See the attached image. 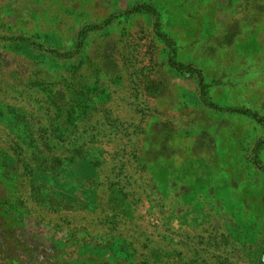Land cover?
Returning a JSON list of instances; mask_svg holds the SVG:
<instances>
[{"label":"rangeland","instance_id":"obj_1","mask_svg":"<svg viewBox=\"0 0 264 264\" xmlns=\"http://www.w3.org/2000/svg\"><path fill=\"white\" fill-rule=\"evenodd\" d=\"M0 264H264V0H0Z\"/></svg>","mask_w":264,"mask_h":264},{"label":"trees","instance_id":"obj_2","mask_svg":"<svg viewBox=\"0 0 264 264\" xmlns=\"http://www.w3.org/2000/svg\"><path fill=\"white\" fill-rule=\"evenodd\" d=\"M237 112H244V111H242V110H236Z\"/></svg>","mask_w":264,"mask_h":264}]
</instances>
